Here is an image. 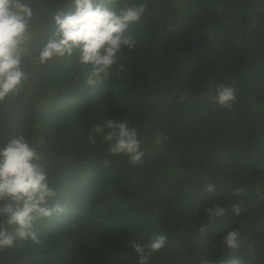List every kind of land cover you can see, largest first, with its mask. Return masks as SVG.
I'll use <instances>...</instances> for the list:
<instances>
[{"label": "trees", "instance_id": "obj_1", "mask_svg": "<svg viewBox=\"0 0 264 264\" xmlns=\"http://www.w3.org/2000/svg\"><path fill=\"white\" fill-rule=\"evenodd\" d=\"M23 2L33 12L27 79L0 101V148L17 135L43 140L37 163L67 211L37 224L39 244L0 250V264H138L128 241L159 233L168 239L147 264H264V0H147L128 27L137 43L122 50L120 75L94 85L78 53L38 60L53 16L74 10L72 0ZM219 84L237 90L231 109L209 99ZM111 117L138 129L142 163L110 156L99 137L87 143ZM209 182L215 194L204 191ZM213 204L227 211L210 223L204 209ZM234 228L241 245L229 249L222 238Z\"/></svg>", "mask_w": 264, "mask_h": 264}, {"label": "clouds", "instance_id": "obj_2", "mask_svg": "<svg viewBox=\"0 0 264 264\" xmlns=\"http://www.w3.org/2000/svg\"><path fill=\"white\" fill-rule=\"evenodd\" d=\"M118 0H72L68 12L59 11L53 16L55 30L41 49L38 60L47 63L53 58L71 57L78 53V61L87 67L86 83L94 85L107 80L113 74L120 75L114 68L121 58L122 50L132 51L136 40L128 31L130 24L139 23L147 10V0L139 4H123L113 7ZM33 15L32 8L23 0H0V101L9 93L17 91L27 79L22 70V56L28 55L31 39L29 24ZM122 67V66H121ZM236 89L219 84L215 94L209 93L213 104L231 109L236 102ZM97 137L107 145L110 156H126L133 165L142 163L144 151L138 129L130 126L129 119L117 120L113 117L94 124L88 135L87 143L95 146ZM167 137L158 136L159 144ZM43 140L30 143L23 135H17L0 148V250L14 248L17 242L32 241L39 244L37 224L67 211L59 202V194L49 181V174L37 163L41 160L39 145ZM111 161L105 157L103 164ZM206 193L215 194L216 184L205 183ZM245 192L243 187L235 188V194ZM55 201V202H53ZM225 207L213 204L204 212L208 221L226 215ZM231 211L239 216L243 209L239 203L231 205ZM206 226L199 228L204 233ZM168 237L164 233L153 234L147 243L129 240L128 244L138 258V264H147L153 253L162 250ZM229 249L241 245L240 232L234 228L222 238ZM200 264H214L202 260ZM220 264H244L239 257H232Z\"/></svg>", "mask_w": 264, "mask_h": 264}]
</instances>
